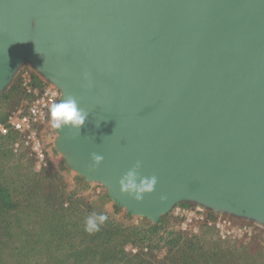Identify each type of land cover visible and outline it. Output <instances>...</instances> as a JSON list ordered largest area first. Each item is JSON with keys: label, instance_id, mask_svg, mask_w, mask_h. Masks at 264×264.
I'll return each instance as SVG.
<instances>
[{"label": "water", "instance_id": "1", "mask_svg": "<svg viewBox=\"0 0 264 264\" xmlns=\"http://www.w3.org/2000/svg\"><path fill=\"white\" fill-rule=\"evenodd\" d=\"M27 59L89 113L58 130L66 163L129 213L264 224V0H0V90ZM137 161L141 200L119 183Z\"/></svg>", "mask_w": 264, "mask_h": 264}, {"label": "rangeland", "instance_id": "2", "mask_svg": "<svg viewBox=\"0 0 264 264\" xmlns=\"http://www.w3.org/2000/svg\"><path fill=\"white\" fill-rule=\"evenodd\" d=\"M46 85L51 82L27 59L0 90V123L8 127L0 134V264H90L76 258L89 254V245L99 252L93 262L107 264L113 242L85 230L93 213L106 215L112 228L120 224L132 241L126 250L144 264H208L206 259L264 264L263 223L191 200L178 202L158 222L135 216L111 198L103 183L86 180L66 163L49 114L27 131L12 129L11 117L31 99L28 87ZM157 223L159 231L140 240L139 228ZM139 259L124 262L139 264Z\"/></svg>", "mask_w": 264, "mask_h": 264}, {"label": "clouds", "instance_id": "3", "mask_svg": "<svg viewBox=\"0 0 264 264\" xmlns=\"http://www.w3.org/2000/svg\"><path fill=\"white\" fill-rule=\"evenodd\" d=\"M88 115L89 113L81 108L77 100L71 96L61 99L49 107L50 126L56 130L70 128L80 132ZM103 158L100 153L92 154V159L96 164L101 163ZM140 167L141 162L137 161L132 168L122 175L119 181L121 190L129 193L137 200L143 199L146 193L154 191L158 182L155 175L141 177L138 172ZM106 220V215L93 213L86 219L85 230L88 232L98 231L100 225Z\"/></svg>", "mask_w": 264, "mask_h": 264}, {"label": "trees", "instance_id": "4", "mask_svg": "<svg viewBox=\"0 0 264 264\" xmlns=\"http://www.w3.org/2000/svg\"><path fill=\"white\" fill-rule=\"evenodd\" d=\"M111 224L112 223L110 221L109 222L106 221V224L103 223L102 225H100L98 233L97 232L95 233L97 237H98V234H99V236L103 235V238L107 239L110 242H113L112 246H110V242L107 243L108 246L112 247V250L109 252V256L104 258V260L108 259L107 264H125L124 261H126V259L128 257H133L136 261L138 260V258H140L138 263L144 264V262L146 261L145 259L138 257L137 254H134V253L126 250L127 244L132 243V241L130 239V236L125 234V232H124L125 230L122 228V226L120 224H116L115 228H112L110 226ZM159 227H160L159 223L150 224L145 229L139 228V231L137 234L140 236V240H144V239L151 237V235L153 233H155V232L157 233L159 231ZM175 242L176 241H174V243ZM89 246L92 249L89 248ZM89 246L86 247V249L88 248L90 251V252H88L89 254L84 255V253L83 254L79 253V254H77L76 258H79V256H80V257H83L85 259H88L87 263L102 264L101 260H95V262H93L94 257L97 256L96 253H99V252H97V250L94 251L95 249H93V247L91 245H89ZM86 249H85V251H86ZM92 251H94L93 253H95V254H93ZM91 254H93V255H91ZM218 262H220V259L215 261V263H218ZM205 263L210 264L211 261L209 259H206Z\"/></svg>", "mask_w": 264, "mask_h": 264}, {"label": "built area", "instance_id": "5", "mask_svg": "<svg viewBox=\"0 0 264 264\" xmlns=\"http://www.w3.org/2000/svg\"><path fill=\"white\" fill-rule=\"evenodd\" d=\"M31 99L25 108L20 111L16 118L9 121L11 128L16 131H27L44 123L49 114V107L53 103L59 102L60 90L51 83L46 85L42 90L28 87ZM7 125L0 123V134L7 133Z\"/></svg>", "mask_w": 264, "mask_h": 264}]
</instances>
